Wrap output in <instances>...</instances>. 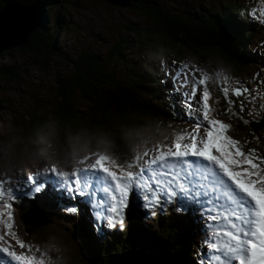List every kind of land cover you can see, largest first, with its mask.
I'll return each instance as SVG.
<instances>
[{"label":"snow or ice","instance_id":"obj_1","mask_svg":"<svg viewBox=\"0 0 264 264\" xmlns=\"http://www.w3.org/2000/svg\"><path fill=\"white\" fill-rule=\"evenodd\" d=\"M259 4L245 15L264 26V0ZM160 71L161 83L172 84L168 97H179L170 105V115L181 121L186 118L191 126L176 132L170 142L134 155L124 153L119 160L98 153L71 171L51 167L26 177L0 179V226L4 229L0 254L12 264H48L46 253L34 250L14 229L12 210L19 201L14 189L18 192L28 186L36 193L47 186L66 216L78 217L81 205H87L93 231L100 238L109 231H122L133 209L145 221L166 213L190 215L199 241L191 253L194 259L187 264H264V155L256 149L244 151L241 142L228 134L232 126L217 118L219 113L210 103L213 90H219L227 105L223 114L247 123L244 113L249 105L264 109V104L256 103L264 99V76L250 77L256 84L251 88L235 77L220 78L219 73L213 79L195 63L164 61Z\"/></svg>","mask_w":264,"mask_h":264},{"label":"trees","instance_id":"obj_2","mask_svg":"<svg viewBox=\"0 0 264 264\" xmlns=\"http://www.w3.org/2000/svg\"><path fill=\"white\" fill-rule=\"evenodd\" d=\"M57 3L58 0H0V12L8 5L24 8L36 5L42 17L41 26L29 36L27 43L5 54L25 51L39 59L44 68L51 60L62 61L68 68L66 74L56 72L57 94L47 118L42 115L41 109H34L28 116V124H17V129L27 132L36 123L55 118L74 126L111 127L118 133L119 125L127 122L131 112H147L159 115L172 124H188L186 119L181 121L170 115V105L176 100L166 95L164 90H167L168 84L161 83L156 72L148 70L149 76L145 80L142 76L132 75L125 80L117 73L115 65H112L113 59L122 62L123 52L132 46L129 41L117 43L108 58L88 51L74 58L58 54V36L64 27L58 16L62 18L68 12L65 5ZM55 8L59 9L55 14L56 19L52 15ZM128 9L147 18L150 25H129L127 30L133 36H140L145 43L167 49L168 55L172 54L169 57L175 61H181L185 54L206 53L231 64L233 72L262 64L249 57L254 49V21L245 15L246 7L236 0L226 1L219 10H192L179 14L163 12L155 0H141L129 5ZM132 78H135L133 82L130 81ZM18 79L20 74L15 68L0 67L1 81ZM162 90L167 103L164 109L154 102ZM79 102L89 106L82 110L78 108ZM225 107L223 104V109ZM176 111L183 115L179 106ZM236 126L240 135L253 137V130L248 126H243L241 122ZM32 208H37L48 222H52L54 213L57 214V198L48 193L38 197L34 204H25L20 214L23 221ZM129 214L122 231H111L103 238L98 237V241L85 225L78 223L72 226L73 237L80 244V252L89 264H187V261L194 259L191 253L196 250L199 236L193 231L191 221H185L190 215L166 213L145 221L138 210H130ZM25 227L29 233L39 232L26 224Z\"/></svg>","mask_w":264,"mask_h":264},{"label":"rangeland","instance_id":"obj_3","mask_svg":"<svg viewBox=\"0 0 264 264\" xmlns=\"http://www.w3.org/2000/svg\"><path fill=\"white\" fill-rule=\"evenodd\" d=\"M155 1L163 12L179 14L190 12L192 10H197L199 12L203 9H206V11L211 9L219 10L228 0ZM236 1H238L239 4L244 5L247 12L251 10L253 5L261 7L259 0ZM58 4L65 5L68 12V14L63 15L62 18L61 16H58L64 24L63 31L59 33L58 36V54L60 53L63 57L69 56L74 58L79 53L88 51L108 58L112 48L117 43L121 40H127L132 46L129 50L125 51V53L123 52L122 62L113 59L112 65H115L117 73L125 80H127L128 77H131L130 75L133 77L142 76L145 80L146 77L149 76V70L150 72H156L159 80H162L160 65L164 61L171 64L174 59L169 56L172 54H167L164 59L158 58V47L156 45L143 42V39L140 38V36H133V33L127 30L129 25L137 27L150 25L147 18L138 13L135 14L131 12L128 8H114L103 0H58L57 5ZM58 10V8L53 10L52 15L54 17L57 16L55 14ZM253 21L255 26V37L252 40V45L254 49L250 51L249 57L256 60V62L260 61L262 64L260 66L254 64L251 69H242L240 72H233L231 76L246 82L251 88H255L256 84L252 82L250 77L257 73L264 76V47L261 46L264 44V26L260 25L255 20ZM152 48H154L153 51H151ZM152 52L155 53L152 54ZM5 53H3V56L0 55V67L15 68L20 74V79L0 80V130L13 131L17 129V124H28V116L33 113L34 109H41L42 115L47 118L46 115L50 112L57 94L56 72H65L64 74H66L68 68L64 62L59 60H51L45 66L46 68H44L43 63L39 59H36L33 55L25 51H10L9 54ZM210 58L221 59L213 55L210 56L206 53H201L200 55L190 53L185 54L183 59L181 61L179 60V62H186L189 64L195 63L200 66ZM134 79L135 78H132L130 81L133 82ZM171 87L172 84L169 82L167 89H170ZM163 90L160 92L158 100L154 101L155 104L160 105L162 109L167 105L164 96L162 95L164 94ZM164 92H167V90H164ZM139 97H142V95L139 94ZM217 98L220 100L219 104L216 103ZM178 99L179 97H174L173 100L177 101ZM233 99H235V97H233ZM160 102H162V104ZM223 102L222 93L219 90L214 89L213 100L210 101V103L219 113L217 118L232 126L228 134L241 142L244 151L247 152L249 149H256L258 153L264 155V130L258 131L256 134L251 131L253 137L249 138L245 135H240L237 132L236 126L241 122L243 126H248L251 130L252 124L255 125L262 120L264 109L255 110L249 105V111L244 113V117L248 121L246 123L245 119L239 118L236 115L225 116V114H223V104L226 105V103ZM256 103L264 104V99L257 100ZM88 106L89 105L82 102L78 103V108L82 110L86 109ZM179 110L182 112L180 108ZM167 122L176 132L191 127L189 124L183 126L181 123L172 124L173 122L171 121ZM234 126L236 127V132L234 131ZM122 158L123 154L121 155V159ZM81 167H83V165ZM35 171H38L37 168L31 169L22 174V176L26 177L28 174ZM8 176L13 175L0 172V179H5ZM49 181L54 183L55 178L50 176ZM47 189L48 188L46 187L39 193H36L32 186L25 187L18 192L14 189V193L19 200L14 202L12 210L14 229L17 232V235L21 240L32 245L34 250L39 248L41 252H44L42 245L50 240L53 245H64L67 248V251L61 253V255L68 259V264H89L80 252V244L74 239L72 229L74 224H83L85 225V228L92 231V236L98 241V236L90 225L92 218L87 205H81V212L78 217L66 216L59 209H56L57 214L54 213V221L46 224L45 227L39 228V232L36 234L29 233L26 229L20 216L21 208L25 206V204L31 205L32 203H35L38 197H41V195L47 192ZM65 202L71 203V201ZM185 221L189 223L191 221V216ZM0 231H4L2 226H0ZM16 251L19 252L21 249L16 246ZM205 251H207V249H205ZM35 254L39 257L40 252H36ZM44 258L47 262L48 258L46 256ZM0 264H12V262H10L3 254H0Z\"/></svg>","mask_w":264,"mask_h":264},{"label":"clouds","instance_id":"obj_4","mask_svg":"<svg viewBox=\"0 0 264 264\" xmlns=\"http://www.w3.org/2000/svg\"><path fill=\"white\" fill-rule=\"evenodd\" d=\"M168 54L159 48L157 56ZM200 68L215 79L231 78L233 67L223 59L210 58ZM119 133L111 127H85L48 118L36 123L27 132L0 130V172L22 175L31 169L55 167L71 171L81 167V161L103 154L114 160L128 153L134 155L158 143L171 141L176 131L159 115L147 112H131L127 122L119 125ZM74 243V241H73ZM48 264H68L61 255L67 251L64 245H53L51 240L42 245ZM59 256V258H58Z\"/></svg>","mask_w":264,"mask_h":264},{"label":"water","instance_id":"obj_5","mask_svg":"<svg viewBox=\"0 0 264 264\" xmlns=\"http://www.w3.org/2000/svg\"><path fill=\"white\" fill-rule=\"evenodd\" d=\"M112 7L128 8L133 3L141 0H103ZM41 13L36 5L24 8L18 5H8L0 12V55L23 47L29 36L41 26ZM257 132L264 129V118L261 122L251 125ZM43 215L36 209L29 211L24 223L30 228H41L47 222Z\"/></svg>","mask_w":264,"mask_h":264},{"label":"bare ground","instance_id":"obj_6","mask_svg":"<svg viewBox=\"0 0 264 264\" xmlns=\"http://www.w3.org/2000/svg\"><path fill=\"white\" fill-rule=\"evenodd\" d=\"M32 204H34V203H32ZM25 207V206H24Z\"/></svg>","mask_w":264,"mask_h":264}]
</instances>
